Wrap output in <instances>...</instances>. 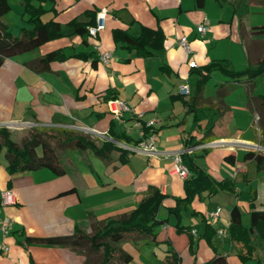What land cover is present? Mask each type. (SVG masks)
<instances>
[{"label": "crops", "instance_id": "crops-1", "mask_svg": "<svg viewBox=\"0 0 264 264\" xmlns=\"http://www.w3.org/2000/svg\"><path fill=\"white\" fill-rule=\"evenodd\" d=\"M14 1L19 6L20 19L12 20L10 1L11 9L2 20L10 31L16 26L13 32L19 31L20 35L22 28L31 24L22 0ZM32 2L39 4L38 0ZM41 2L45 10L42 19L59 22L63 35L4 60L0 67V122L19 119L74 128L87 125L110 135L124 133L133 142L140 137V130L134 125L135 113H143V118L157 119L154 128L158 147L172 150L205 144L196 143L212 127L217 137L212 141L220 144L206 150L196 147L190 154L214 179L234 180L235 191L221 190L211 196L204 192L191 203L198 214L182 212V224L184 212L190 213L194 221L184 224L192 228L193 240L190 247L183 234L181 264H205L215 254L212 246L200 238L204 220L216 231L212 242L217 253H228L227 264H241L228 226L233 205L239 206L243 215L248 214L249 200L255 196V206H264V171H259L254 161L243 159L247 143L254 141L256 128L258 107L252 95L264 93L260 88L263 82L261 78L251 87L245 77L232 78L214 69L197 94L198 69L212 61L230 70L242 69L264 55V34L253 32L254 27L264 25V0H203L202 4L197 0ZM104 7L108 9L105 27L97 36L81 35L69 25L74 19L94 24L98 11ZM205 17L210 20V27L201 36L196 26ZM143 26L159 29L163 37L162 44L148 45L153 51L148 55L116 37L122 30L137 36ZM183 36L188 38L191 51L179 43ZM55 49L63 51L65 57L53 60L47 69L32 68L39 56ZM102 51L112 52L107 64L99 59ZM192 60L196 66L190 65ZM183 85L188 86V93L182 92ZM110 98L125 100L133 111L125 112L123 120L115 119L107 105ZM261 126L264 125H258L257 138ZM3 150L0 191L14 188L17 203H0V242L9 246L6 253H0V264H97L102 250L93 249L88 242L73 247L28 243L26 239L79 230L93 233L97 222L129 212L147 193L157 189L166 196L159 211L160 218H168V226H162V238L173 240L169 227L176 223V217L167 213L166 206L174 204L175 197L184 196L185 190L184 178L170 171L172 158H148L128 152L127 160L121 162L120 150L111 151L106 160L90 148L84 149L79 159L67 155L62 158L71 150L68 149L60 154L64 174L47 167L9 174L6 157L1 155ZM228 154L234 156V163L225 159ZM253 163L257 175L250 178L248 169ZM217 197L221 200L213 204ZM217 206H221V214L212 222L207 213ZM224 209L228 214H224ZM5 215L13 219L6 236L1 231V218ZM218 228H224L227 235L218 236ZM202 245L211 250L209 255L204 254ZM233 250L235 257H230ZM95 255H99L97 261ZM114 259L128 263L114 257L109 264Z\"/></svg>", "mask_w": 264, "mask_h": 264}, {"label": "trees", "instance_id": "trees-1", "mask_svg": "<svg viewBox=\"0 0 264 264\" xmlns=\"http://www.w3.org/2000/svg\"><path fill=\"white\" fill-rule=\"evenodd\" d=\"M35 5L32 0H22L25 12L28 13V22L30 27H23L21 34L16 36L11 33L8 25L2 20V16L10 11V0H0V67L7 57L31 51L36 49L46 41L63 35L61 24L53 18L43 20L42 14L44 8L41 0ZM202 4L203 0H197ZM69 25L73 30L81 35H90L88 26L83 22L74 19ZM256 34H264V25L256 26L253 30ZM118 34V35H117ZM116 34L124 40L128 47L136 48L142 54L148 55L153 51L148 45L158 46L162 44V33L159 29H153L143 26L139 35H132L126 30L118 31ZM118 38V39H119ZM65 54L60 49L49 51L39 56L32 63L35 70L47 69L53 60H61ZM98 55L94 58L96 61ZM219 69L232 78H242L250 82L253 87L264 78V55L258 56L252 63L242 69H227L220 62L212 61L198 69L200 79L197 83V94H199L205 82L210 77L212 70ZM256 100L258 108L264 111V93L252 95ZM43 129V130H42ZM55 130V131H54ZM208 133L203 136L198 143H206L216 139L212 132V127H208ZM149 128L144 127V133ZM211 134H210V133ZM261 135L258 138L259 144L264 146V126L260 127ZM117 139L131 142L129 136L122 133L121 135H111ZM52 140L54 143H52ZM101 140V143L99 141ZM138 139H135L137 141ZM133 141V140H132ZM90 148L97 156L103 159H109L110 153L114 149L120 150V160H127L128 151L117 146L108 139L93 138L81 131L59 127L50 131L49 128H34L29 138L23 140L22 144L17 143L11 137L10 130L5 126H0V151L5 149L7 160L6 169L9 174L19 171L36 170L44 167L52 169L56 174H64L65 167L60 161L59 150L68 149H87ZM208 147H205L206 150ZM228 162L234 163V156L228 154L225 156ZM244 160H252L256 163L259 171H264V151L248 149L243 155ZM183 160L187 164L190 175L184 178V196L175 197L174 204L167 205L166 210L169 215L176 217L174 229L177 234H186L187 244H192L193 233L189 225L182 224V212L190 211L192 215L198 214L191 208V203L197 197L205 192L206 195H214L221 190L235 191V181L230 179L216 180L210 173L204 169L195 160L193 154L184 153ZM165 194L159 189L147 193L140 202L129 212L116 218H108L95 224V231L87 233L79 230L71 234L58 236H28V243L46 244V245H70L78 247L84 242H88L93 249L102 250V254L97 264H109L114 257L129 262L132 256L127 253L120 243L131 242L139 245L148 240L169 241V237L159 239L156 229L159 226H168V218H160L159 211L164 205ZM256 197L249 200V223L243 222V213L239 206L233 205L230 210V224L228 226L229 238L232 247L236 251L241 264H264V206L257 208L255 206ZM1 203V199H0ZM216 231L209 223L204 220V231L200 234L214 250V255L208 259L205 264H227L228 253H217V249L212 242V237ZM162 264H181V255L178 248L171 246L165 254Z\"/></svg>", "mask_w": 264, "mask_h": 264}, {"label": "built area", "instance_id": "built-area-1", "mask_svg": "<svg viewBox=\"0 0 264 264\" xmlns=\"http://www.w3.org/2000/svg\"><path fill=\"white\" fill-rule=\"evenodd\" d=\"M107 10L108 9L104 7L98 11L96 22L88 26V32L90 35L97 36L98 32L105 27V17ZM209 27H210V20L207 17H205L200 23L197 24L196 29L201 34V36H204L209 30ZM179 43L187 51H191L189 40L186 36L181 37ZM111 57H112L111 51H102L99 54V59L105 64L109 63ZM189 63L191 66H196V62L193 60L190 61ZM182 92L188 93L187 85H183ZM107 105L113 117L118 120H123V115L125 112L133 111V108L125 100L119 98L108 99ZM156 121H157L156 117L143 118V113H135L134 125L140 130V137L137 141H133V142L117 139L115 137H112L108 132L98 131L94 127H90L87 125L81 126L80 129L84 130L85 132L91 133L102 140L108 139L113 143H115L117 146L127 150L128 152L140 153L148 158L170 157L172 158V166L170 168V171L178 174L182 178H186L190 175V170L187 164L183 160L184 153L186 152L190 153L193 150V148L196 147L217 146L220 144L219 142L211 141L194 147H184L182 149H175V150L167 149V148H159L157 145L158 136L154 128ZM0 126H5L9 128H24L27 126L41 127V128L50 127V126H62L67 128L73 127L71 125H64L61 123H47L36 120H19V119L0 122ZM144 127H148L149 131L144 133ZM251 143L252 142L247 143V145ZM255 145L258 147L257 150L264 151V146H262L261 144H255ZM0 199L3 205L17 203V194L15 189L12 187H7L1 190ZM221 210H222L221 206H217L215 209L209 211L207 213V216L211 219L212 222H216L220 217ZM12 223H13V219L10 216L5 215L1 218V231L3 232L4 236L7 235ZM217 234L218 236H226L227 231L224 228H218ZM8 250H9V246L4 242H0V253H6Z\"/></svg>", "mask_w": 264, "mask_h": 264}, {"label": "rangeland", "instance_id": "rangeland-1", "mask_svg": "<svg viewBox=\"0 0 264 264\" xmlns=\"http://www.w3.org/2000/svg\"><path fill=\"white\" fill-rule=\"evenodd\" d=\"M10 1L12 3V10L10 11L9 14L12 17V20H14V22H16V20H19L20 19V14H19L20 10L18 8L19 6H18V4L15 3L14 0H10ZM14 27H16V26H13L12 27L13 30H14ZM13 30L11 32H13ZM14 34L19 35V31H17ZM261 80H262L263 83H262V85H261L260 88L261 89H264V78H262ZM262 124L264 125V111H263L262 108H258V110L256 112V126H255L256 128H255V133H254V141H252L251 144H248V146L246 147V149H255L256 150L258 148L255 145V144H259L258 138H257L258 136H257L256 133H259L258 125H262ZM59 127H62V126H50V127H45V128H49L50 131H53V129H57ZM6 128H8L10 130L12 139H14L19 144H22V142H23L24 139L30 137V135L32 134V131H33L34 128H39V130L41 129V127H30V126H27V127H24V128H9V127H6ZM68 128L74 129L76 131H81L82 133L87 134V135H90L91 137H93L95 139L98 138L97 136H95L93 134H90L88 132H85L84 130H81L80 128H76V127L75 128L74 127H68ZM133 136L136 137L137 134L134 132L133 133ZM52 143H54L53 140H52ZM83 151H84V149L83 150L82 149H71L70 151L68 150L62 156V158H65L64 156L67 155V156H69L71 158H77V159H79L81 157V154L80 153H84ZM212 151H214V149H211V152ZM59 152H60V154L62 153L60 150H59ZM90 153H91V151H90ZM4 154H5V149L1 153L2 158H3V155ZM248 172H249V177L250 178H255L256 177L257 171H256V165H255V163L251 164V166L248 169ZM239 186H241L243 188L244 187V184H242V183L239 182ZM227 195H229V194H227ZM219 200H221V199H219L217 197V198L213 199L212 202L214 204V202L219 201ZM163 211H164V214H165L166 213L165 210H163ZM223 212H224V214H228V210L227 209H224ZM183 215H184L183 216V223L184 224H191V223H193L194 219L192 218V216L190 215V213L184 212ZM173 217L174 216H172V220H171L172 222L175 220V217L174 218ZM243 222L245 224H248L249 223V214H244L243 215ZM156 231L158 232V238L161 239V237L164 236L163 235L162 226H159L156 229ZM169 234H171V236H173L172 237L173 238V242H171V243L169 241H153V240H148L147 242H142L139 245H136V244H133L131 242H125V241L121 242L120 245L124 249H126L130 254L133 255V259L130 262H128V263H123L121 260H118V259L115 260L114 259L113 260V262L115 261L114 264H162L163 259H164L165 254H166V251L172 245L175 246L176 248H178L180 250L181 249L180 248V241H182V242L184 241V235L183 234H180V235L176 234V232L174 230V225H171L169 227ZM202 246L206 249V250L203 249L204 254L209 255L211 253V250L209 248H207L206 246H204V245H202ZM182 254H183V251H182ZM99 255L97 257H96V255L94 256V258L96 257V259H95L96 261L99 258ZM230 257H235V251L234 250L231 252ZM91 259H93L92 256H90V260Z\"/></svg>", "mask_w": 264, "mask_h": 264}]
</instances>
